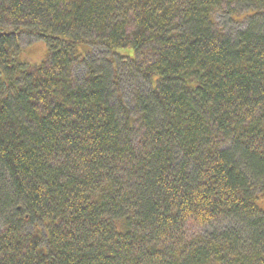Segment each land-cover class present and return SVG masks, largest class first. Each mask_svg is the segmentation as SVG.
Segmentation results:
<instances>
[{
	"label": "trees",
	"instance_id": "1",
	"mask_svg": "<svg viewBox=\"0 0 264 264\" xmlns=\"http://www.w3.org/2000/svg\"><path fill=\"white\" fill-rule=\"evenodd\" d=\"M1 1L0 264H264V0ZM117 55L150 85L134 109Z\"/></svg>",
	"mask_w": 264,
	"mask_h": 264
},
{
	"label": "rangeland",
	"instance_id": "2",
	"mask_svg": "<svg viewBox=\"0 0 264 264\" xmlns=\"http://www.w3.org/2000/svg\"><path fill=\"white\" fill-rule=\"evenodd\" d=\"M253 1V0H251ZM2 4V1L0 0V6ZM238 8L236 9L238 12L242 13L244 11H247L249 9H260L258 4L249 2L247 0H244L243 3L236 5ZM227 7V6H226ZM231 14L230 11L227 9L219 10L216 13V20L218 22L219 26H222L226 32L229 34L237 35L240 29H245L248 22V19L243 21L242 23H236L235 21L231 20ZM22 41V42H21ZM21 40V36H19V42H21L22 48L21 51L18 54V61L27 64L29 67H35L41 65L48 57V44L44 38H31L30 41L26 40V42H23ZM26 43V44H25ZM86 47L82 46L80 47V51L84 53L83 50H85ZM87 50L89 53H91V57L89 56L90 60L94 63V65H97L99 67L106 66L109 67L110 71L112 69L111 64L107 63V59H111L112 52L110 49L104 45H97L94 47H88ZM116 53L122 55L125 54L129 57L133 58V51L131 49H118L116 50ZM118 60V78L117 81L119 83L120 87V93L123 95L124 100L127 102L128 106L131 108H135L134 100H136V96L139 94L141 90L147 91L150 89V85L143 81L139 75H137L133 70V63L132 62H124L122 59L117 55ZM85 67L84 66H78L77 68V75L81 78L84 74ZM114 94H116L114 92ZM235 222L229 221V220H219L215 223H212L207 226H201V227H195L192 228V231L194 233H198L203 236H221L224 232L229 231V228L234 227ZM246 231V236H249L248 230L244 229ZM243 242H245V239H242ZM249 239H247V243ZM242 244V242H241ZM240 244V245H241Z\"/></svg>",
	"mask_w": 264,
	"mask_h": 264
}]
</instances>
